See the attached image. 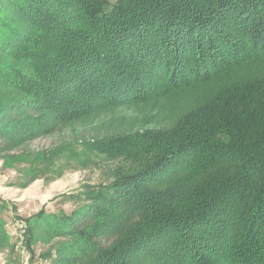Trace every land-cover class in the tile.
<instances>
[{"label":"trees","instance_id":"1","mask_svg":"<svg viewBox=\"0 0 264 264\" xmlns=\"http://www.w3.org/2000/svg\"><path fill=\"white\" fill-rule=\"evenodd\" d=\"M9 6L27 27L7 33L0 8V50L20 52L24 69L36 72L39 82L25 89L37 94L36 107L82 109L78 96L109 104L66 118L70 128L83 117L86 124L108 121L104 128L97 123L104 133L81 148L124 162L108 186L89 192L91 204L55 218L73 229L87 213L97 216L89 231L73 232L89 248L83 264H129L135 254L160 264H211L207 253L232 264H264L263 69L238 73L173 123L156 115L147 119L152 128L128 131L113 118L100 119L264 61V0H9ZM75 6L78 18L67 23V8ZM178 24L198 33L177 43L171 37ZM2 63L0 77L20 83V65ZM65 94L71 96L61 101ZM14 107L0 103V110ZM21 128L19 137L32 133ZM51 216L40 212L35 221ZM97 235L114 240L100 246Z\"/></svg>","mask_w":264,"mask_h":264},{"label":"rangeland","instance_id":"2","mask_svg":"<svg viewBox=\"0 0 264 264\" xmlns=\"http://www.w3.org/2000/svg\"><path fill=\"white\" fill-rule=\"evenodd\" d=\"M1 9L4 11V20L8 22V27H4L7 33H21L26 29V24L19 18L16 10L9 6V0H2ZM67 11V23L72 18L73 21L78 18V7L67 8ZM77 21L81 22L80 19ZM175 30L171 38H176L177 43L182 36L189 39L195 32L198 33L188 24H178ZM168 31L164 33L167 37L170 36ZM134 40L146 39L134 37ZM160 42H154V48L158 47ZM1 48V64L5 62L16 69V66L20 65L19 76L17 75L20 83H11L13 79L8 81L0 77V94L4 95L0 103L11 102L15 105L10 111L7 110L11 105L8 109L0 110V264H83L84 252H88L89 248L78 241L73 232L89 231L96 223L97 216L87 213L85 208L87 214L79 219L73 229L68 228L67 224L63 225L62 221L55 222V218L60 219L58 217L61 215H68L73 210L91 204L92 201L87 198L89 192L108 186L114 180L115 173L117 175V172L121 171L124 162L122 159L109 157L108 153L104 155L91 151L83 152L81 148L84 142L93 143L92 140L96 136L104 133L96 130L97 123L98 126L101 124L99 127L104 128L102 125L108 121L86 124L88 119L83 117L84 120L80 119L82 122L76 120L73 128H70L66 118L87 114L97 106L106 108L109 104L92 99L85 100L78 96L79 101L83 100L82 109L61 112L53 108L47 109V103L46 106L43 104L36 107L34 101L39 100L37 94L25 90L26 86H30L28 82H39L36 72L31 68L24 69L28 63H21L20 52H9L11 48L5 45ZM240 66L242 67L232 77L213 78L206 83L178 88L159 99L157 103L136 101L137 105L130 104L131 107L102 112L103 117L100 119L113 118L115 126H129L128 131L152 128L147 125V119L156 115L161 121L173 123L185 112L209 99L223 84L239 75L238 73L248 76L256 68L264 70V61ZM125 84L128 86L129 82L126 81ZM69 96L71 95L61 96V101ZM19 106L20 109H17ZM37 126L39 131L34 132V127ZM18 127L31 130L32 133L24 138L19 137L15 134V128ZM53 154L55 157L50 158ZM40 212L45 216H52L47 218L49 220L36 222L35 215ZM27 222L32 226L30 236L33 235L29 245L26 244ZM112 237L113 235H97L95 239L98 245L107 246L114 240ZM207 254L211 264L233 263L232 260L224 262L221 254ZM129 264L160 263H154L144 255L135 254L130 258Z\"/></svg>","mask_w":264,"mask_h":264},{"label":"built area","instance_id":"3","mask_svg":"<svg viewBox=\"0 0 264 264\" xmlns=\"http://www.w3.org/2000/svg\"><path fill=\"white\" fill-rule=\"evenodd\" d=\"M1 2H2V0H0V8H1Z\"/></svg>","mask_w":264,"mask_h":264}]
</instances>
